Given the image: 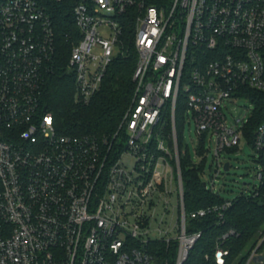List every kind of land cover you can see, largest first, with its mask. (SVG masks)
I'll use <instances>...</instances> for the list:
<instances>
[{
  "label": "built area",
  "instance_id": "2783aa9c",
  "mask_svg": "<svg viewBox=\"0 0 264 264\" xmlns=\"http://www.w3.org/2000/svg\"><path fill=\"white\" fill-rule=\"evenodd\" d=\"M46 1L0 0V264H154L151 243L173 239L183 264L201 233L186 232L179 100L198 135L197 162L208 157L200 140H216L205 186L220 193L223 153L243 140L258 183L241 193L257 196L264 185V114L252 127L258 100L246 91L264 93V0L80 1V39L67 61L75 102L91 103L125 54L126 16L138 53L131 101L116 131L103 136L61 133L42 106L56 63ZM240 98L254 109L231 121L225 108ZM263 243L264 235L247 264ZM227 254L219 248L217 262Z\"/></svg>",
  "mask_w": 264,
  "mask_h": 264
},
{
  "label": "trees",
  "instance_id": "16d2710c",
  "mask_svg": "<svg viewBox=\"0 0 264 264\" xmlns=\"http://www.w3.org/2000/svg\"><path fill=\"white\" fill-rule=\"evenodd\" d=\"M82 0H47L46 5L53 20L56 40V63L48 74L43 87L42 106L53 114L56 127L66 134L108 135L116 131L122 115L127 109L134 93L133 74L137 65L138 53L133 41V24L126 16L123 45L125 54L115 57L108 68L100 90L88 105L75 102V78L67 69V61L73 46L80 39L74 19V7ZM252 100H258L257 115L251 119L252 127L263 119L264 93L246 90ZM183 109L177 107L178 143L181 151V168L184 182V203L187 214L186 232H200V237L190 249L183 264H219L216 253L219 248L228 251L223 264H247L260 236L264 235V185L257 196L238 194L231 200L232 205L214 210L225 200L205 186L203 174L207 157L194 162L185 147ZM162 131L171 132V114L162 118ZM205 139L199 143V153L206 149ZM205 215L192 217L199 209H208ZM221 213V214H220ZM264 243L259 247L263 249ZM154 264H176L179 240L167 243H151Z\"/></svg>",
  "mask_w": 264,
  "mask_h": 264
},
{
  "label": "rangeland",
  "instance_id": "374dc122",
  "mask_svg": "<svg viewBox=\"0 0 264 264\" xmlns=\"http://www.w3.org/2000/svg\"><path fill=\"white\" fill-rule=\"evenodd\" d=\"M251 109V110H250ZM254 109L253 103L246 99H238L235 103L229 104V108H225L229 120L233 121L237 117H242L246 111H248L247 117H250L252 110ZM183 128V136L185 147H189V151L194 162L199 160V156L196 154V148L198 147V135L194 129L193 123H188L185 120ZM244 144V145H243ZM216 140L211 139L206 141V149L208 151V157L206 161L205 171L210 173V167L213 161L214 148ZM242 148V149H241ZM253 149L244 140L241 141L240 148H230L223 153V160L230 162L231 167L229 171H223L217 178L216 189L220 191L221 196L224 199H232L242 191H248L250 187L258 183L255 178L256 168L258 163L254 161ZM209 176L204 178V181H208ZM166 225H162V229H165ZM152 237H160L159 231H155ZM262 239L260 236L258 242ZM264 254V247L260 250ZM254 264V263H253ZM260 264H264L260 263Z\"/></svg>",
  "mask_w": 264,
  "mask_h": 264
},
{
  "label": "water",
  "instance_id": "95a60500",
  "mask_svg": "<svg viewBox=\"0 0 264 264\" xmlns=\"http://www.w3.org/2000/svg\"><path fill=\"white\" fill-rule=\"evenodd\" d=\"M46 109V108H45ZM230 170V162H226L224 164V171H229ZM264 262V254L260 253L255 255L252 260L248 264H260Z\"/></svg>",
  "mask_w": 264,
  "mask_h": 264
}]
</instances>
